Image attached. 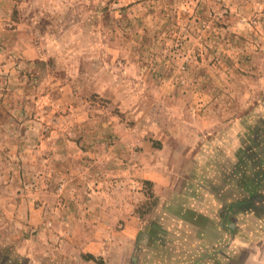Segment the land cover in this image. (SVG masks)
<instances>
[{
  "label": "rangeland",
  "instance_id": "rangeland-1",
  "mask_svg": "<svg viewBox=\"0 0 264 264\" xmlns=\"http://www.w3.org/2000/svg\"><path fill=\"white\" fill-rule=\"evenodd\" d=\"M209 215L264 264V0H0V264H190Z\"/></svg>",
  "mask_w": 264,
  "mask_h": 264
},
{
  "label": "crops",
  "instance_id": "crops-1",
  "mask_svg": "<svg viewBox=\"0 0 264 264\" xmlns=\"http://www.w3.org/2000/svg\"><path fill=\"white\" fill-rule=\"evenodd\" d=\"M232 205L233 204L229 206L230 210L231 208H234V207H231ZM194 211H197V210H194ZM15 214L16 213L12 211V213L8 215H11V217H13L15 216ZM18 216L20 215L18 214ZM22 216H24V214H22L21 212V217ZM211 219H212V215H209L207 226H202V225H196L189 221H185L183 217L181 216V223H184L183 225L184 227H181V230H180L181 234L183 235V238L185 239L182 244L185 247L186 245L193 244V243L195 245V247L193 246V253H192L193 257L198 256L201 258V257H205L208 255V257H206L205 260H207L209 264H212L213 262H218L217 260L218 257L214 258L213 255H215V252L218 248V244H219V243L217 244V239L219 238L218 235L223 233L222 230L225 228L223 227V225H218L216 221L214 220L212 221ZM186 222L188 225L185 224ZM3 247L5 248L7 246H3ZM4 248H1V249H4ZM94 249L97 251L96 252L92 251ZM88 251H90L92 256L96 255V253H98L101 256H104V254H102V250L100 249V247L98 248V245L95 243H91V245L88 246ZM232 252H234V246L233 247L231 246L230 255L232 254ZM193 257L191 258L192 260H193ZM192 260L189 262L190 264H194V261L192 262ZM180 261H181V258H180ZM180 263L181 262L177 264H180ZM170 264H175V262H171Z\"/></svg>",
  "mask_w": 264,
  "mask_h": 264
}]
</instances>
